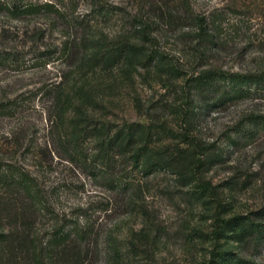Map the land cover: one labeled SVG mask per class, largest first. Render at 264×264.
Instances as JSON below:
<instances>
[{"label": "rangeland", "instance_id": "1", "mask_svg": "<svg viewBox=\"0 0 264 264\" xmlns=\"http://www.w3.org/2000/svg\"><path fill=\"white\" fill-rule=\"evenodd\" d=\"M20 3L33 11L17 17ZM0 54V161L37 179L50 210L24 216L41 233L88 228L83 264H264V95L196 85L264 71V0H0ZM136 124L150 130L146 160L167 162L145 175L122 150L127 192L93 155L71 157L76 133L95 154ZM234 216L259 231L227 228ZM0 223L22 221L0 205Z\"/></svg>", "mask_w": 264, "mask_h": 264}, {"label": "trees", "instance_id": "2", "mask_svg": "<svg viewBox=\"0 0 264 264\" xmlns=\"http://www.w3.org/2000/svg\"><path fill=\"white\" fill-rule=\"evenodd\" d=\"M13 6L12 12L17 17L33 11L31 5L20 3ZM148 57L149 60L157 59L153 54ZM8 59L9 56L0 54V62H5ZM216 79L222 81L225 87L220 99L240 98L253 93L264 95V71L256 74L224 72L219 75L216 72L208 71L197 77L196 85L198 88H204L212 85ZM257 119L258 117L254 118L253 122H257ZM261 123L264 125V119ZM135 126V128L133 125L129 126L125 133L118 135L122 138L120 144L112 142L111 139L107 140L100 134L102 138L98 141L99 149L95 154L85 152L81 148L80 139L84 132L76 133L72 140L74 142L72 149L69 148L72 153L71 157L87 159L90 157L87 155H93L92 161L97 162L96 166L102 170L99 174L102 175L106 185L110 189L116 185V187H120L122 193L127 192L135 174L130 170L125 176H117L115 166L119 162L118 158L122 155V150L128 151L133 166L145 175L153 173L158 169V166L167 162V159L162 158L161 155L155 159L146 160L148 148L142 144V140L146 141L150 137V130L145 131L141 124ZM93 131L95 130L93 129ZM163 133L165 138L177 139L181 136V133L172 132L170 128H164ZM92 134L97 136L95 132ZM124 140H127V143L123 146ZM202 163L200 162V165H204ZM190 172L194 179H197L198 188L205 189L204 182L199 180L197 171L194 169ZM0 195L10 197L6 202L0 203L7 211L8 216L15 222L22 221L21 225L9 224L6 226L0 223V264H83L84 254L87 253V250L83 252V237L89 235L88 228L57 223L52 229L41 233L36 228V223L25 219L24 215L26 214L40 215L50 210L49 203L40 192V187L34 176L23 169L14 167L11 163L0 161ZM260 215L264 216V208L260 210ZM224 222L229 229L241 228L239 234L250 228L257 231L260 229V224L250 221L249 217L234 216Z\"/></svg>", "mask_w": 264, "mask_h": 264}]
</instances>
